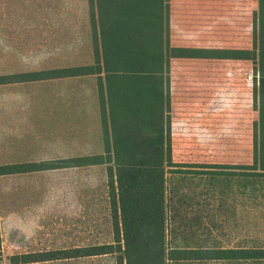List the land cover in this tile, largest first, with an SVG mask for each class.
<instances>
[{"label": "rangeland", "instance_id": "obj_1", "mask_svg": "<svg viewBox=\"0 0 264 264\" xmlns=\"http://www.w3.org/2000/svg\"><path fill=\"white\" fill-rule=\"evenodd\" d=\"M58 1L0 0V28L45 26L59 7L67 13L68 27L82 26L88 0ZM256 10V0H169L170 45L250 50ZM207 69L210 100L203 96ZM258 84L251 60L170 61L172 160L207 164L211 171L204 180L168 174V185L176 191L171 201L175 219L169 221L168 231L185 233L175 239L168 233L174 244L264 247V197L258 191L244 192L238 169L252 163ZM84 86L89 85L84 82ZM208 113L210 123L203 119ZM9 165L19 164L0 167ZM68 166L37 163L31 172L0 175V264H11L15 255L112 243L106 165L82 166L77 171ZM190 227L195 236L188 234ZM115 259L108 254L27 264H115Z\"/></svg>", "mask_w": 264, "mask_h": 264}, {"label": "trees", "instance_id": "obj_2", "mask_svg": "<svg viewBox=\"0 0 264 264\" xmlns=\"http://www.w3.org/2000/svg\"><path fill=\"white\" fill-rule=\"evenodd\" d=\"M256 1L252 48L210 50L170 45L169 0H88L95 62L81 71L98 76L105 141L104 154L84 157L81 166L106 165L112 243L15 255L10 258L11 264L108 254L116 256L115 264L264 262V247L210 248L204 243L174 244L168 239V233L174 239L185 234L180 233L182 230L168 231L169 221L175 219L171 201L176 194L168 185V174L204 180L211 172L207 164L172 160V59L253 61L259 75L258 121L252 163L239 165L238 169L244 192L258 191L264 197V0ZM5 78L26 81L28 76L0 77V84L8 80ZM33 165L2 166L0 175L31 172ZM190 228L188 234L195 236Z\"/></svg>", "mask_w": 264, "mask_h": 264}, {"label": "crops", "instance_id": "obj_3", "mask_svg": "<svg viewBox=\"0 0 264 264\" xmlns=\"http://www.w3.org/2000/svg\"><path fill=\"white\" fill-rule=\"evenodd\" d=\"M50 20L42 27L0 28V77L28 76L0 84V164L61 161L77 171L84 157L104 154L98 76L81 71L95 62L90 12L82 14L78 27H68L61 7ZM210 79L207 69L208 100ZM210 118L208 113L203 119L210 123ZM107 135L110 140L109 130Z\"/></svg>", "mask_w": 264, "mask_h": 264}]
</instances>
